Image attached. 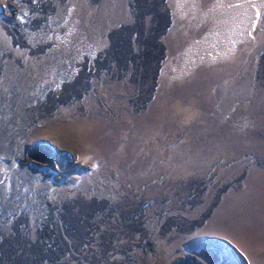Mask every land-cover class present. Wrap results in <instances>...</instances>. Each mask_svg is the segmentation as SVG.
Listing matches in <instances>:
<instances>
[{"label": "rangeland", "instance_id": "rangeland-1", "mask_svg": "<svg viewBox=\"0 0 264 264\" xmlns=\"http://www.w3.org/2000/svg\"><path fill=\"white\" fill-rule=\"evenodd\" d=\"M0 264H264V0H0Z\"/></svg>", "mask_w": 264, "mask_h": 264}, {"label": "water", "instance_id": "water-1", "mask_svg": "<svg viewBox=\"0 0 264 264\" xmlns=\"http://www.w3.org/2000/svg\"><path fill=\"white\" fill-rule=\"evenodd\" d=\"M233 252H234L235 255L239 256V254L237 253V251L233 250Z\"/></svg>", "mask_w": 264, "mask_h": 264}]
</instances>
